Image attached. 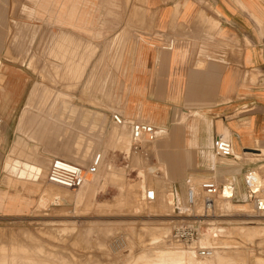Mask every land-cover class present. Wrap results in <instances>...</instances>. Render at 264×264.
I'll return each instance as SVG.
<instances>
[{
    "label": "crops",
    "instance_id": "0c3cea01",
    "mask_svg": "<svg viewBox=\"0 0 264 264\" xmlns=\"http://www.w3.org/2000/svg\"><path fill=\"white\" fill-rule=\"evenodd\" d=\"M8 5L0 0L3 144L17 132L9 158H17L10 156L16 142L26 157L37 156L39 141L53 143L54 150L40 158L61 157L56 142L66 130L59 124L86 118L90 128L103 133L96 151L102 165L108 158L104 136L117 145L124 130L128 143V125L119 129L111 122L110 114L117 112L126 121L143 120L160 129L145 143L147 156L138 155L140 164L150 173L161 167L163 175L155 176L171 183L182 199L186 181L199 177L229 184L231 201L240 196L238 202L246 197L253 202L262 195L259 185L252 196L245 174L264 167V0H59L50 19L44 13L31 22L49 28L53 46L47 51L57 57V69L66 63L65 89L34 78L28 56L18 64L5 57ZM20 22L21 39L27 20ZM218 135L231 141L240 158L210 165L205 155ZM26 139L36 143L31 151ZM112 153L111 161L130 165L131 152L127 157L118 149ZM5 199L15 206L14 195L0 193L1 204Z\"/></svg>",
    "mask_w": 264,
    "mask_h": 264
},
{
    "label": "rangeland",
    "instance_id": "374dc122",
    "mask_svg": "<svg viewBox=\"0 0 264 264\" xmlns=\"http://www.w3.org/2000/svg\"><path fill=\"white\" fill-rule=\"evenodd\" d=\"M58 2L8 0L5 13L9 34L4 40L5 57L18 64L24 62V56H28V66L32 68L34 78L43 84L54 82V89L57 83L59 89H65L66 63H60L57 69V57L50 56L47 51L53 46L49 28L45 26L42 30V25L38 26L40 23L31 22L41 18L44 13L50 19L56 12ZM24 19L27 20V32L20 39V34L25 30L24 23L20 21ZM19 51H23L21 59ZM75 73L77 79L79 75ZM45 88L44 93H51ZM70 119L74 124L66 126L65 119L59 124L66 130L58 134L56 144L62 150L59 156L86 165L100 147L98 139H103V133L95 132L98 129L95 126L90 128L86 118V122ZM95 120L97 123L98 119ZM35 126L33 130H37ZM16 136L17 132L6 145L0 136V193L15 197V206L8 205L7 199L0 203V264H264V211L250 207L252 209L246 213L241 207H238L241 211L232 208V204L224 207L222 199H218L212 211L205 212L201 195L196 199L197 204L189 210L191 205L186 198L182 199L175 188L172 191L173 185L163 181L162 176H155L158 172L163 175L161 167V171L154 170V173L144 170L140 157L132 152L128 166L120 161H111L115 149L122 151L125 157L130 155L129 139L127 143V138L125 140V137L119 136L122 141L111 146L104 136V155L108 158L78 189L46 180L50 158H40L38 155L45 156L46 152L54 151L50 149L53 143L39 141L36 145L38 155L32 158L26 157L20 150L10 152V156L17 154V158H9L8 152ZM25 142L30 151L36 144L27 139ZM232 155L233 160L240 158L233 151ZM205 156L211 158L212 166L214 161L234 162L232 158L215 156L212 149H208ZM253 171L263 178L260 191L263 195L264 167ZM205 178H190L185 186L193 185L200 192L199 184ZM210 178L223 184L214 177ZM148 187H154L156 192L151 202L141 199ZM243 191L248 193L246 187ZM167 193L171 194L167 197ZM170 197L173 201H168ZM241 200L240 196L232 199L233 204ZM246 200L252 204L249 198L246 197ZM194 222L200 223L202 233L197 245L209 247L210 234H218L210 241L214 246L211 258L197 256L192 246L169 241L168 237L176 226ZM218 228L223 231H218ZM1 258L4 259L1 261Z\"/></svg>",
    "mask_w": 264,
    "mask_h": 264
},
{
    "label": "built area",
    "instance_id": "2783aa9c",
    "mask_svg": "<svg viewBox=\"0 0 264 264\" xmlns=\"http://www.w3.org/2000/svg\"><path fill=\"white\" fill-rule=\"evenodd\" d=\"M112 123L116 125H122L124 119L117 112L110 114ZM125 123L129 127L130 140L129 149L133 154L140 156H147L145 143H150L159 134L160 129L156 128L152 124L143 120H128ZM2 124V118L0 116V126ZM212 150L215 156L219 158H225L232 155L231 141L224 137L215 136L212 141ZM102 157L100 153H94L87 165L82 166L61 157H53L49 162L45 178L48 182L61 185L66 188H78L86 181V174H93L97 171L98 165H100ZM221 184L210 177L205 178L200 182V195L202 199V208L205 212H211L214 208L216 201L221 195ZM141 199L147 202H151L155 199V190L153 188H147ZM186 200L189 205H193L196 201V193L187 186L186 188ZM254 209L256 211H264V196L256 197L254 203ZM208 215V214H206ZM200 223H182L176 226L170 234V239L177 244H185L192 246L196 254L200 257L210 256L214 250V247H204L196 244L200 236Z\"/></svg>",
    "mask_w": 264,
    "mask_h": 264
},
{
    "label": "bare ground",
    "instance_id": "6f19581e",
    "mask_svg": "<svg viewBox=\"0 0 264 264\" xmlns=\"http://www.w3.org/2000/svg\"><path fill=\"white\" fill-rule=\"evenodd\" d=\"M74 112V111H73ZM72 112V113H73ZM123 118V117H122ZM125 119H124V123H125ZM112 122V121H111ZM23 123V122H22ZM123 123V124H124ZM122 124V125H123ZM22 125V124H21ZM113 125L115 126V127H117V128H119L120 129V127L122 126V125H116V124H114L113 123ZM21 129H19V131H20ZM21 132V131H20ZM119 136L120 137H126V132L123 130V131H121L120 132V134H119ZM22 138V137H21ZM128 138H130V133H129V131H128ZM21 140V139H20ZM130 140V139H129ZM120 141V140H119ZM122 141V140H121ZM120 141V142H121ZM124 141V140H123ZM23 145V144H22ZM20 149V147H19V145H18V142H16L15 144H14V146L11 148V152L13 153V152H15L16 150H19ZM53 158V157H52ZM51 158V159H52ZM61 158H63V157H61ZM51 159H50V161H51ZM64 159H66V158H64ZM67 160H69V159H67ZM72 160V159H71ZM71 160H69V161H71ZM72 162H74V161H72ZM74 163H76V162H74ZM77 164H80V165H82L81 163H77ZM87 165V164H86ZM82 166H85V165H82ZM97 172V171H96ZM95 172V173H96ZM95 173H93V174H95ZM89 175H92V174H86V178L89 176ZM246 175V177H245V179L247 180V184L248 185H250L251 186V190L254 192V194L252 195V196H255L256 194H257V192H255V191H257V187L259 186V185H261V187H263V180H261L260 181V175H259V173L258 172H255V171H253V172H251V173H249V174H245ZM83 185V184H82ZM81 185V186H82ZM80 186V187H81ZM253 187V188H252ZM79 188V187H78ZM191 188L195 191V193H196V199H199L200 198V192H197L195 189H194V187H193V185H191ZM221 197L219 198V199H222V201H223V203L225 204V206L224 207H226V206H228V205H230V204H232V208H234V209H238V207H241V208H243L244 210L243 211H246V213H249V211H250V209H252V208H250V207H253V210H255L254 209V203H255V199L253 200V202H252V204H251V202H235L234 204H233V202L231 201V198H232V191H231V189H230V185L229 184H227V183H224L222 186H221ZM259 189V191H260V188H258ZM173 191V190H172ZM175 193V192H174ZM169 194H171V193H167V197H168V195ZM173 195V194H172ZM171 196V195H170ZM261 196H264V194L263 195H260V196H258V197H261ZM185 198H186V196H185ZM170 200H168V198H167V200L168 201H173L172 199H171V197L169 198ZM197 204V200H196V202L193 204V205H191L190 206V208L188 207V209L189 210H191L192 209V207L194 206V205H196ZM229 207V206H228ZM227 207V208H228ZM249 209V210H248ZM223 213V212H222ZM253 212H251V214H252ZM219 214V213H218ZM224 214V213H223ZM245 214V213H244ZM251 214H247V215H251ZM257 214V213H256ZM225 215V214H224ZM227 215V214H226ZM259 215V214H258ZM245 216V215H244ZM256 215L254 214V217H255ZM247 217V216H246ZM250 217V216H249ZM251 218V217H250ZM223 228V227H222ZM222 228H218V231H223V229ZM206 230V229H205ZM251 235H252V233H250ZM201 235H202V233H201ZM211 236H209L210 237V240L208 241V246H210V247H214V246H212L211 245V239H214V238H216V236H218V234L217 233H214L213 235H212V233L210 234ZM247 235H249L248 234V232H247ZM201 237V236H200ZM207 238V237H206ZM200 242V241H199ZM202 242V241H201ZM203 242H204V240H203ZM206 242V241H205ZM204 242V243H205ZM203 243V244H204ZM210 244V245H209ZM205 246H207V245H205ZM195 251V250H194ZM196 253V252H195ZM212 254H213V252H212ZM212 254L210 255V256H206V257H204V258H211L212 257ZM13 255V254H12ZM197 255V254H196ZM11 256V255H10ZM198 256V255H197ZM200 257V256H199ZM4 258H1V261L3 260ZM7 259V258H6ZM10 259V258H9ZM53 262V261H52ZM22 263V262H21ZM16 264V263H15Z\"/></svg>",
    "mask_w": 264,
    "mask_h": 264
}]
</instances>
